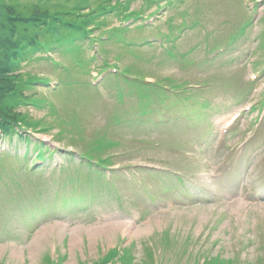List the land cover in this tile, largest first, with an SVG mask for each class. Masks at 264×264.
<instances>
[{
    "label": "rangeland",
    "instance_id": "obj_1",
    "mask_svg": "<svg viewBox=\"0 0 264 264\" xmlns=\"http://www.w3.org/2000/svg\"><path fill=\"white\" fill-rule=\"evenodd\" d=\"M100 1L104 0H0V127L25 126L29 132L34 131L32 143L43 139L62 146L67 167L62 172L53 170L56 153L50 159L51 166L35 175L18 170L15 178L21 187L17 188L12 168L26 167L28 160L22 151L15 155L10 149L14 144L11 147V141H6L10 152L4 158L10 176L4 177L5 185L1 186L16 196L0 194V202H7L0 211V264H52L53 258H60V264H100V256L114 246L130 247L131 250L124 249L125 256L132 259L129 264H153V252L158 264L162 258L165 261L161 264H193L197 254L203 259L202 254L207 252L223 258L238 255L244 264H261L264 250L259 242L264 239V201L258 199L253 203L232 196L233 181L239 173L228 175L221 171V152L215 145L222 119L241 111L245 102L256 103L264 97V66L257 69L263 73L262 80L251 83L245 94L242 92L250 83L249 62H264V47L259 48L264 39V21L232 41L230 35L237 27L252 19L245 0H113L109 7L113 13L97 21L105 27L100 30L93 26L97 42L88 38L85 28L62 33L59 27H51L47 40L38 39L41 44L34 40L36 43L23 48L18 56L13 53L24 36L16 31V22H28L54 8L85 11ZM159 2L162 4L155 9L149 6ZM128 7L134 9L132 14H127ZM165 7L168 10L161 13ZM262 9L264 5L259 14ZM129 17L142 18L146 25H119ZM85 18L86 14L81 15L74 22ZM260 32L263 34L259 36ZM143 34L160 39L161 46H136L138 36ZM209 41L213 45L221 42L217 45L218 55L217 51L205 52ZM176 43L178 55L165 53L176 48ZM57 62L68 71H61ZM114 65L125 76H137L142 82L148 77L161 84L172 79L186 81V97L180 99L171 94L164 102H154L148 113L141 114L136 96L126 95L124 103L118 104L114 94L117 89L103 83L101 91L94 90L84 83H88L94 69ZM93 74L97 76L98 72ZM41 76L62 80L77 77L81 84L62 83L53 92L50 85L33 86L31 80ZM16 84H22L18 93L23 101L18 103L8 100V91ZM42 94L48 99L47 105L36 107L32 101ZM115 111L128 123H112ZM246 116L255 119L257 111ZM253 124L254 121L245 132ZM59 129L63 133L56 136ZM104 136L118 140L119 144L113 142L108 149ZM256 137L260 139L244 155L242 179L254 166L256 157L264 154V123ZM232 139L233 144L238 141L236 137ZM72 146L94 156L97 151L113 155L116 169L154 163L172 167L175 175H147L143 180H131L119 168L118 177L109 182L111 190L104 191L90 206L87 200L65 205L63 197L70 195L72 186L64 191L59 185L51 187L48 181L54 177L65 179L71 171L73 176L89 183L83 172L93 170L78 161V156L76 162L69 159L67 151ZM216 169V176H210L209 172ZM95 178L96 175L94 181ZM191 179L194 180L188 181ZM251 180L254 185L260 184L257 175L251 176ZM24 188L35 200L43 196L45 204H58L55 214L60 218L53 216L38 226L27 225V216L14 205ZM174 197L185 198L187 205L178 204ZM121 222L126 225L124 229L119 227ZM138 227L142 229L139 234ZM166 231L175 241L159 242ZM104 264H116L115 258Z\"/></svg>",
    "mask_w": 264,
    "mask_h": 264
},
{
    "label": "trees",
    "instance_id": "obj_2",
    "mask_svg": "<svg viewBox=\"0 0 264 264\" xmlns=\"http://www.w3.org/2000/svg\"><path fill=\"white\" fill-rule=\"evenodd\" d=\"M112 2L113 0H104L103 2L100 1L95 6L90 7L85 11L82 8V10L80 9V11H74L70 8H54L50 9L46 13H42L38 17H32L29 13V15L32 17L31 19H29V23L16 22V31H18L19 35L24 34V36H22V38H20V40L18 41L17 48L13 50V53H17L16 56H18L23 48H27L30 45L32 46L36 42L37 44H41L42 42H38V39L39 41H42L41 39L47 40V36H49L51 33V27L52 29H56L57 27H59V31L62 33H64V31L66 30L75 31L76 29H78V27L85 28L87 30L90 29L93 23H97L98 19H100L106 13V11L110 10V5L113 6ZM85 14L86 18L83 19V21H78V23L74 22L76 17H80L81 15ZM50 22H52L53 24H51ZM44 25H48V27L43 28ZM28 39L30 43H28ZM34 40L36 42H34ZM21 86L22 84L11 86V90L8 91L10 92L8 95V100L10 102L18 103L19 101H23L21 98H19L20 94L18 93ZM13 91L16 92V95L13 94ZM10 127L13 128L12 126ZM0 128H3V126Z\"/></svg>",
    "mask_w": 264,
    "mask_h": 264
},
{
    "label": "bare ground",
    "instance_id": "obj_3",
    "mask_svg": "<svg viewBox=\"0 0 264 264\" xmlns=\"http://www.w3.org/2000/svg\"><path fill=\"white\" fill-rule=\"evenodd\" d=\"M119 227H121L122 229H124V228L126 227V225H124V224L121 222V223H119ZM141 230H142V229L138 227L137 230H136V231L138 232L137 234H139V233L141 232Z\"/></svg>",
    "mask_w": 264,
    "mask_h": 264
}]
</instances>
